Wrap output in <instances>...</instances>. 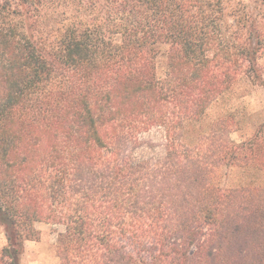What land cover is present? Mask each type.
<instances>
[{
	"label": "trees",
	"instance_id": "obj_1",
	"mask_svg": "<svg viewBox=\"0 0 264 264\" xmlns=\"http://www.w3.org/2000/svg\"><path fill=\"white\" fill-rule=\"evenodd\" d=\"M42 8L0 0L3 259L43 224L63 264H264L262 200L217 183L247 150L199 128L264 88V0H95L55 35Z\"/></svg>",
	"mask_w": 264,
	"mask_h": 264
},
{
	"label": "rangeland",
	"instance_id": "obj_2",
	"mask_svg": "<svg viewBox=\"0 0 264 264\" xmlns=\"http://www.w3.org/2000/svg\"><path fill=\"white\" fill-rule=\"evenodd\" d=\"M39 1L43 2L41 29L55 35L61 25L79 16L90 17L95 0ZM211 123L230 129L227 139L237 147L238 155L242 147L249 155L246 166L222 167L217 183L224 188H248L252 203L261 199L264 205V88L248 81L241 82L232 95L208 112L199 128L205 129ZM192 132L189 129L187 138L192 139ZM35 229V237L25 242L19 264H63L57 253V235L52 228L38 224ZM7 246L5 230L0 226V264L11 263L10 259H3Z\"/></svg>",
	"mask_w": 264,
	"mask_h": 264
}]
</instances>
